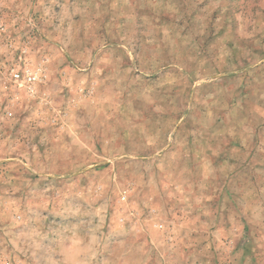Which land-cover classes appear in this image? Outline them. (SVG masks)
Here are the masks:
<instances>
[{
    "label": "rangeland",
    "instance_id": "obj_1",
    "mask_svg": "<svg viewBox=\"0 0 264 264\" xmlns=\"http://www.w3.org/2000/svg\"><path fill=\"white\" fill-rule=\"evenodd\" d=\"M191 66L230 75L161 156L178 91L147 90ZM192 180L249 187L197 221ZM0 264H264V0H0Z\"/></svg>",
    "mask_w": 264,
    "mask_h": 264
},
{
    "label": "crops",
    "instance_id": "obj_2",
    "mask_svg": "<svg viewBox=\"0 0 264 264\" xmlns=\"http://www.w3.org/2000/svg\"><path fill=\"white\" fill-rule=\"evenodd\" d=\"M137 56L139 57V54H137ZM160 61L163 62V60H161V59H160ZM164 62H167V60H165ZM159 69H161V70H158V71L155 70L152 72H147L146 75L143 74L147 77V79H144V80H147L150 82H155V81L157 82V80H159V79H163V78L165 79L167 77V74L170 73L163 66L162 67L160 66ZM178 70L181 71L180 76L183 79H187L190 83H192L190 85V87L188 89H186L185 85H183L182 88L180 86H178L179 88H177L176 86H173V85H175L174 84L175 82H168V84H162L161 86H157L155 83V86L152 89L147 90L148 91V94H147L148 97H149V95H151L149 100L147 98V103H157L158 102V101H155L153 96H154V93L157 92V90H159V89H165L167 87H170L172 89L174 88L175 91H178L177 95L174 93L169 94L167 96H164L165 99H162L160 101V103H163V102L167 103V105L171 108L172 112L169 113L167 116H163V117L165 119H167L168 121L173 123L172 128H171V137H170L171 142L169 145L165 146V148L160 152V155L162 154L165 156V155H168L169 152L170 153L175 152V153L183 155L186 158H189L190 154L182 149L183 139H182V142L180 143V137H181L180 132H181V129L183 128V127L181 128L180 126L186 124V122L189 118L192 121L194 119H196V109H197L196 101H197V99L201 93V90L204 88V86L206 84L214 86V85H216V82L219 81V79L222 76L230 75V74L222 73V74H215V75L212 74V75L207 76V74L202 72L200 69L195 68L194 66L182 67V68H178ZM195 72H198L197 74H199V75L194 76V75H196ZM140 73H142V72H140ZM191 77L193 78L192 81L190 80ZM206 77H207V79H205ZM160 81H163V80H160ZM220 89H221V87H220ZM221 91L222 90H220V93H221ZM178 99L183 101L184 105L182 107L183 110L180 109L178 112H176L175 110L179 109V107L176 106V101ZM216 103H217V98L212 99V101L210 100L208 102V104L210 105V110H208V112L204 114L205 118H207V116L211 117L213 114H215V116L218 115L217 110L213 109L216 107L215 106ZM233 103H234L233 101H231V103L229 102L230 106H232ZM159 105L156 104L152 109V114H154L155 116L158 114L160 108H162V107H159ZM176 113L178 114L177 116H175ZM155 116L154 117H146L145 120L149 121L150 119H154ZM220 121L221 122L218 125L219 128L213 129L215 131L214 134H216L217 132L223 131L224 135L226 136V139L231 140V142H234V140L237 141L238 136H237V134H235L233 132L234 130L232 128V123L230 124V119H228V120H221L220 119ZM216 122H219V120H217ZM187 123H189V122H187ZM136 125H138V122ZM240 136H241L240 140L243 143V139L246 137L245 133H244L243 137L241 134H240ZM243 145H244V143H243ZM188 161H189V168H193L196 170V165L191 166L190 159H188ZM198 167H202V165L200 164V165H198ZM244 171H246L245 168H243L240 171V174H243ZM176 172L179 173V170ZM199 176L201 177L202 174L200 173ZM183 182L184 181H182L181 184ZM181 184L177 183L176 186L178 188L186 187V186L190 189L196 188L197 196H199V197H204L205 195L211 196V199L208 200L209 202L206 201L207 200L206 198H202L203 202L200 204H196V220L197 221L206 220V217L202 216V215H206V212H204V214H202L203 213L202 208L200 207L201 204H203L204 207L206 205L207 206L206 208H208V206L213 204V205L217 206L218 209H221V208H219V206L223 205V208L221 210L223 211V214H225L227 211L225 208V205H226L225 202H226V197H227L226 194H232V190H234V189H239V188L245 189V188L249 187L248 184H246V182L242 181V180L238 181V182H236V180H235V182L232 181L230 184H228V186H227V183H225V184L223 183L224 186H219L218 188L215 187L213 182L203 181V180H201L200 182L197 181L196 182L197 186L195 185L194 180L185 181L184 186H182ZM225 186H227V188ZM229 187H232V188L228 189ZM206 191H208V192H206ZM218 194H219V198L217 200ZM238 199L239 198H237V200ZM237 200H235L236 203H237ZM214 215H215V212L213 211V213H212L213 218H214ZM198 231H199V233L201 232V230H198ZM199 233H198V235L205 234L204 232L203 233L201 232V234H199Z\"/></svg>",
    "mask_w": 264,
    "mask_h": 264
},
{
    "label": "built area",
    "instance_id": "obj_3",
    "mask_svg": "<svg viewBox=\"0 0 264 264\" xmlns=\"http://www.w3.org/2000/svg\"><path fill=\"white\" fill-rule=\"evenodd\" d=\"M31 79H32V80H36V77L34 76V77H32Z\"/></svg>",
    "mask_w": 264,
    "mask_h": 264
}]
</instances>
